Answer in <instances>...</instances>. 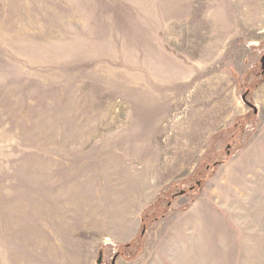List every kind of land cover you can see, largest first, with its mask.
I'll use <instances>...</instances> for the list:
<instances>
[{
	"label": "rangeland",
	"instance_id": "1",
	"mask_svg": "<svg viewBox=\"0 0 264 264\" xmlns=\"http://www.w3.org/2000/svg\"><path fill=\"white\" fill-rule=\"evenodd\" d=\"M114 257L264 264V0H0V264Z\"/></svg>",
	"mask_w": 264,
	"mask_h": 264
},
{
	"label": "water",
	"instance_id": "2",
	"mask_svg": "<svg viewBox=\"0 0 264 264\" xmlns=\"http://www.w3.org/2000/svg\"><path fill=\"white\" fill-rule=\"evenodd\" d=\"M142 232H143V231H142ZM115 260H116V258L114 257V258L112 259V261H111V264H115ZM97 263L100 264V263H101V259H98Z\"/></svg>",
	"mask_w": 264,
	"mask_h": 264
},
{
	"label": "trees",
	"instance_id": "3",
	"mask_svg": "<svg viewBox=\"0 0 264 264\" xmlns=\"http://www.w3.org/2000/svg\"><path fill=\"white\" fill-rule=\"evenodd\" d=\"M144 224V223H143ZM127 246V245H126ZM128 246H130V245H128Z\"/></svg>",
	"mask_w": 264,
	"mask_h": 264
}]
</instances>
